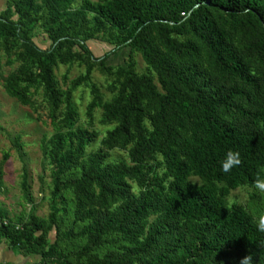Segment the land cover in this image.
Returning a JSON list of instances; mask_svg holds the SVG:
<instances>
[{
  "label": "trees",
  "instance_id": "1",
  "mask_svg": "<svg viewBox=\"0 0 264 264\" xmlns=\"http://www.w3.org/2000/svg\"><path fill=\"white\" fill-rule=\"evenodd\" d=\"M36 27L45 48L34 40ZM105 29L116 35L114 50L140 53L147 72L121 68L105 101L91 83L86 114L99 104L103 118L116 121L107 139L131 144V164L99 148L77 160L94 135L81 128L77 139L67 134L63 156L57 136L53 194L72 189L74 221L86 218L78 231L84 240L70 255L57 253L55 207L47 219L0 222V238L38 254L41 264H239L249 255L251 264H264V232L224 200L264 176V74L257 67L264 66V0H7L0 40L20 49L5 90L28 104L38 83L59 105L53 67L65 62L62 51L77 46L91 56L85 40ZM238 33L248 36L244 49L234 44ZM107 57L99 58L104 67ZM89 75L90 66L79 81L89 83ZM229 149L241 163L225 173L220 160Z\"/></svg>",
  "mask_w": 264,
  "mask_h": 264
},
{
  "label": "rangeland",
  "instance_id": "2",
  "mask_svg": "<svg viewBox=\"0 0 264 264\" xmlns=\"http://www.w3.org/2000/svg\"><path fill=\"white\" fill-rule=\"evenodd\" d=\"M6 2L7 0H0V14L5 9ZM77 6L78 4L74 5ZM176 37L183 39L182 36ZM247 37L242 33L236 34L233 38L234 44L244 49ZM34 40L42 48L49 45L40 27L34 30ZM115 40V33L105 29L93 33L91 38L85 40L92 52L91 56L81 52L77 46L62 51L65 62H58L53 67L56 86L60 92L59 105L49 101L43 86L38 83L30 87L28 104L21 103L7 93L4 78L17 69L19 61L16 55L20 46L14 40H0V222L12 221L20 225L30 214L47 219L55 207L58 211L56 216L59 228L55 237L51 236V240L55 242L57 253L63 255H70L84 240V234L78 231L79 227L86 223V218L74 221L75 196L72 189L53 194L52 140L57 136L63 138L60 151L62 155H66L69 145L67 134L70 132L77 139L80 136L78 129H85L94 135L77 160L84 159L90 152L99 148L109 152V160H122L131 164L128 155L131 144L122 138L115 142L107 139V131L114 128L116 121L104 119L99 104L93 107L91 116L86 114L87 104L92 99L91 83L98 88L101 100L105 101L112 98L116 92L118 79H121L122 75L121 68H131L136 73L147 72L140 53L127 46L114 50ZM113 50L114 52H111ZM105 54H108V57L104 61V67L99 58ZM88 66L90 82L79 81ZM257 67L264 74V66L260 64ZM262 97L264 98V90ZM66 99L70 101L69 104ZM239 119L241 123L245 122V119ZM158 170L161 172V167ZM189 180L195 184L201 183L197 176H190ZM132 184L134 192H137L135 183ZM224 200L229 207L243 208L256 222L257 213L264 210V192L249 184L231 189ZM4 242L15 259L4 260L0 264L42 263L38 254L23 248H11L6 240ZM105 251V247H102L98 254L102 255ZM44 264L51 262L45 261Z\"/></svg>",
  "mask_w": 264,
  "mask_h": 264
},
{
  "label": "clouds",
  "instance_id": "3",
  "mask_svg": "<svg viewBox=\"0 0 264 264\" xmlns=\"http://www.w3.org/2000/svg\"><path fill=\"white\" fill-rule=\"evenodd\" d=\"M241 163V156L239 151L229 149L227 150L222 159L220 160L221 170L225 173L230 172L233 168L237 167ZM252 186L260 191L264 192V176L257 177L253 182ZM258 231L264 232V210L257 213V224ZM239 264H251V256L243 257Z\"/></svg>",
  "mask_w": 264,
  "mask_h": 264
},
{
  "label": "crops",
  "instance_id": "4",
  "mask_svg": "<svg viewBox=\"0 0 264 264\" xmlns=\"http://www.w3.org/2000/svg\"><path fill=\"white\" fill-rule=\"evenodd\" d=\"M15 259L10 249L7 247L3 239L0 240V262L6 260L11 261Z\"/></svg>",
  "mask_w": 264,
  "mask_h": 264
},
{
  "label": "built area",
  "instance_id": "5",
  "mask_svg": "<svg viewBox=\"0 0 264 264\" xmlns=\"http://www.w3.org/2000/svg\"><path fill=\"white\" fill-rule=\"evenodd\" d=\"M2 223H6L5 221H3Z\"/></svg>",
  "mask_w": 264,
  "mask_h": 264
}]
</instances>
